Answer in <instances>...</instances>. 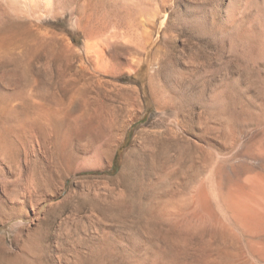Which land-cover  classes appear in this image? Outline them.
<instances>
[{"label":"rangeland","instance_id":"rangeland-1","mask_svg":"<svg viewBox=\"0 0 264 264\" xmlns=\"http://www.w3.org/2000/svg\"><path fill=\"white\" fill-rule=\"evenodd\" d=\"M222 1L201 0L203 24L194 28L186 16L189 0H144L146 12L136 18L150 29L148 16L159 13L160 32L150 35L154 42L146 49L140 43L149 35L141 28L108 32L104 70L94 59L81 65L59 57L50 63L44 52L0 53V264L186 263L182 226L157 222L154 209L183 174L179 167L173 177L169 167L188 156L187 128L169 119L176 112L198 115L212 95L264 97V62L219 70L235 42L233 33L215 25ZM0 10L1 27L25 21L4 0ZM44 18L39 29L70 32L75 51L68 54L80 59L85 36L70 16ZM227 115L205 121L220 131L227 122L244 125ZM159 117L162 137L153 127ZM159 168L165 169L160 178Z\"/></svg>","mask_w":264,"mask_h":264},{"label":"bare ground","instance_id":"bare-ground-1","mask_svg":"<svg viewBox=\"0 0 264 264\" xmlns=\"http://www.w3.org/2000/svg\"><path fill=\"white\" fill-rule=\"evenodd\" d=\"M4 1L10 5L11 10L17 15L16 17L24 18L25 21L14 22L9 27L0 26V53L9 49L10 51L13 49L20 52L25 51V53L44 52L48 55L50 63L58 57L60 63L76 61L80 62L81 65L94 59L93 62L97 64L96 67L103 69L108 65L109 58L107 59L106 53L108 47L111 46L108 32L113 30L111 32L113 35L114 32L116 33L128 27L141 28L139 30L143 35L146 32L149 35L147 38L143 37L144 40L142 39L140 43L144 49L154 42L153 37V40L150 41V35L153 36L154 31L160 32L157 25L158 20L155 19L159 13L154 12L148 16L150 29H146V25L143 26L141 21L139 23L136 18V16L146 12L147 7L144 0H138L135 3L133 0V3L132 1L129 3L130 0L129 2L126 0ZM189 1L186 11L188 22L190 26L194 27L196 24L200 26L204 19L201 0ZM66 14L73 20L76 31H81L85 36L84 53L77 60L74 55L71 56L72 53L68 54L71 50L75 51L74 44L71 41L72 37L69 35L70 32L55 30L56 28L47 31L43 28L45 30L43 31L39 29L41 26L38 27L37 25L38 22L44 21L45 16L53 15L56 20H60L61 16ZM167 14L165 11V15ZM132 20L137 21V23L130 25ZM215 20L218 22L215 24L216 27L218 25V27L230 31L228 33H233L235 41L231 44L229 50V60L225 61L224 66L219 65V70H230L233 62H244L249 66L250 64L261 65L264 62V0H223L217 10ZM44 26L47 27L46 24ZM227 53L229 52L227 51ZM217 63L220 64L218 61L215 64ZM208 64L204 63L203 67L204 65L207 67ZM81 65L79 66L82 67ZM211 66L214 68L213 65ZM244 71L246 70L244 69ZM221 95H224V93ZM165 98L167 99V97ZM198 98L202 99L203 97ZM206 103L198 104H204L200 113L198 110V115H195L192 110L183 117L180 116L179 112H172L175 113V116L169 119L175 124H182V127L187 128L184 130L185 135L183 136L187 149L189 152L191 150V154L188 151L187 154V149H185V157L188 156L187 158L183 157L185 160L182 158L183 162L180 161L181 158L177 155L179 166L176 164L172 165L171 168L168 166L170 171L166 168L167 166H164L170 175L173 173V177L180 168L179 171H182L184 175L174 178L171 189H166L169 190L168 192L164 189L163 193L166 192V195L161 197L162 200L158 198L161 202L158 201L154 208L156 220L163 219L164 222H170L172 226L174 224L182 226L187 239V245H185L187 250H184L186 263L184 264H264V97L212 95ZM173 110H175V107ZM176 110L178 111V109ZM222 113L228 114L226 120L240 119L244 125L237 124L238 127L227 122L225 129L220 131V127L214 125L215 123L213 125L206 123V118L210 117L211 114ZM43 114L56 115L55 112ZM217 118L219 116L214 117V120ZM164 121L160 117L155 118L153 121V127L157 129L155 133H159L161 137L163 136L161 127ZM143 131H139L137 139L142 136ZM165 131L167 132V130ZM156 134H154L155 137ZM164 137L166 138V136ZM157 138L154 139V142L159 140ZM159 145L157 144V146ZM176 160L175 158L174 161ZM168 162L165 164H168ZM160 164L159 166L162 165ZM160 168L156 169L161 171L159 178L165 171V169ZM158 171H156V176L159 173ZM165 179L168 180L169 178L166 177Z\"/></svg>","mask_w":264,"mask_h":264}]
</instances>
